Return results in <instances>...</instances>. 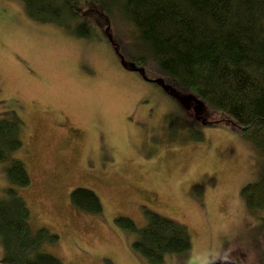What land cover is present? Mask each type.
<instances>
[{
    "label": "rangeland",
    "instance_id": "obj_1",
    "mask_svg": "<svg viewBox=\"0 0 264 264\" xmlns=\"http://www.w3.org/2000/svg\"><path fill=\"white\" fill-rule=\"evenodd\" d=\"M110 30L131 48L123 26ZM145 76L187 92L153 65ZM155 80L124 68L101 30L83 37L30 17L23 0H0V113L24 122L15 156L31 181L16 189L31 227L59 235L44 250L65 264H264V210L242 195L261 176V149L213 121L219 110L205 107L203 122ZM5 167L0 194L11 185ZM76 187L93 190L103 211L75 208ZM149 212L185 224L192 248L160 262L138 253L137 232L115 217L141 228Z\"/></svg>",
    "mask_w": 264,
    "mask_h": 264
},
{
    "label": "trees",
    "instance_id": "obj_2",
    "mask_svg": "<svg viewBox=\"0 0 264 264\" xmlns=\"http://www.w3.org/2000/svg\"><path fill=\"white\" fill-rule=\"evenodd\" d=\"M23 2L30 17L73 27L83 37L97 30L113 36L111 25L123 26L131 48L117 37L110 41L124 68L143 71L145 76L147 65H153L187 90L178 93L157 78L168 92L183 100L193 116L207 122L205 107L219 110V119L213 121L242 132L264 155V0ZM23 125L18 115L0 120V161L6 163L11 183L0 194V261L65 264L43 248L45 242H57L59 235L47 227H31L30 209L16 189L31 181L25 162L15 156L23 146ZM242 195L251 212L264 210V163L260 178L247 183ZM70 201L84 212L103 211L101 199L89 188H74ZM115 220L119 226L137 232L132 246L149 261L160 262L166 254L185 253L192 248L188 227L158 213L149 212L141 228L128 216L118 215ZM262 228L264 231V218ZM261 237L264 241V233Z\"/></svg>",
    "mask_w": 264,
    "mask_h": 264
},
{
    "label": "flooded vegetation",
    "instance_id": "obj_3",
    "mask_svg": "<svg viewBox=\"0 0 264 264\" xmlns=\"http://www.w3.org/2000/svg\"><path fill=\"white\" fill-rule=\"evenodd\" d=\"M106 35V37H107V39H109L108 37H113L110 33H106L105 34ZM109 42H110V44L112 45V47H113V44H112V42L110 41V39H109ZM113 49H114V47H113ZM114 51H115V49H114ZM121 60V59H120ZM122 65V64H121ZM137 71H140V70H137ZM140 73L143 75V78L146 80V81H151V80H154V79H149V78H147V77H145L144 76V74H143V71H140ZM3 115L0 113V120H7L8 118H10V116H7V117H2ZM213 264H216V263H213Z\"/></svg>",
    "mask_w": 264,
    "mask_h": 264
},
{
    "label": "water",
    "instance_id": "obj_4",
    "mask_svg": "<svg viewBox=\"0 0 264 264\" xmlns=\"http://www.w3.org/2000/svg\"><path fill=\"white\" fill-rule=\"evenodd\" d=\"M108 38L111 40V37H108ZM120 59H121V62H123V58H120ZM155 81H158V80L156 79ZM0 264H6V263H3V262L0 261Z\"/></svg>",
    "mask_w": 264,
    "mask_h": 264
}]
</instances>
